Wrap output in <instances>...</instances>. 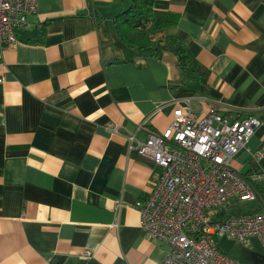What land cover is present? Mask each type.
Masks as SVG:
<instances>
[{
    "label": "crops",
    "instance_id": "1",
    "mask_svg": "<svg viewBox=\"0 0 264 264\" xmlns=\"http://www.w3.org/2000/svg\"><path fill=\"white\" fill-rule=\"evenodd\" d=\"M119 2L37 0L0 47V264H160L167 244L135 201L161 168L127 136L162 132L187 101L260 120L232 161L258 197L221 213L264 208V0H154L176 16L161 33L185 42L186 69L168 48L117 46ZM245 246L264 264L257 237Z\"/></svg>",
    "mask_w": 264,
    "mask_h": 264
},
{
    "label": "built area",
    "instance_id": "2",
    "mask_svg": "<svg viewBox=\"0 0 264 264\" xmlns=\"http://www.w3.org/2000/svg\"><path fill=\"white\" fill-rule=\"evenodd\" d=\"M36 6L37 0H0V47L17 42L16 30ZM259 124L240 109L210 105L195 112L187 101L173 109L162 132L150 131L145 140L128 134L129 147L161 168L135 201L139 227L167 244L160 264H244L221 250L216 239L222 236L245 245L255 236L264 245V208L219 216L234 200L258 197L253 178L232 161Z\"/></svg>",
    "mask_w": 264,
    "mask_h": 264
},
{
    "label": "trees",
    "instance_id": "3",
    "mask_svg": "<svg viewBox=\"0 0 264 264\" xmlns=\"http://www.w3.org/2000/svg\"><path fill=\"white\" fill-rule=\"evenodd\" d=\"M153 1L120 0V8L112 18L115 44L131 48L135 56H160L162 47L168 48L179 67L186 69L190 56L185 42L177 36L161 33L162 28L176 23V16L156 10Z\"/></svg>",
    "mask_w": 264,
    "mask_h": 264
},
{
    "label": "rangeland",
    "instance_id": "4",
    "mask_svg": "<svg viewBox=\"0 0 264 264\" xmlns=\"http://www.w3.org/2000/svg\"><path fill=\"white\" fill-rule=\"evenodd\" d=\"M249 201L247 200H234L227 205V209L231 211H242L247 208ZM223 213H219L222 216ZM218 246L222 251L229 255L242 260L245 264H254L251 260L254 258V253L251 252L249 247H246L237 239H229L224 236L216 239Z\"/></svg>",
    "mask_w": 264,
    "mask_h": 264
}]
</instances>
